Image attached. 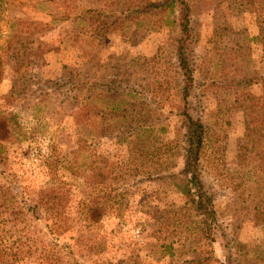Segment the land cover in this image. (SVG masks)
Segmentation results:
<instances>
[{
    "label": "rangeland",
    "instance_id": "374dc122",
    "mask_svg": "<svg viewBox=\"0 0 264 264\" xmlns=\"http://www.w3.org/2000/svg\"><path fill=\"white\" fill-rule=\"evenodd\" d=\"M166 1L0 0L3 264H264V0Z\"/></svg>",
    "mask_w": 264,
    "mask_h": 264
},
{
    "label": "trees",
    "instance_id": "16d2710c",
    "mask_svg": "<svg viewBox=\"0 0 264 264\" xmlns=\"http://www.w3.org/2000/svg\"><path fill=\"white\" fill-rule=\"evenodd\" d=\"M174 1H178V3H180L182 7V11H183V16H184L183 19L186 21V23H188L189 22L188 20L189 7L185 0H168L164 2L163 4L171 3ZM183 31H186V26L183 28ZM179 61H180V66L183 70L184 79H185L184 99L185 101H187V97L190 91L189 87L192 85L194 77L192 75V71L190 70L189 59L184 50H182V52H180L179 54ZM186 118H187L188 138H189V143H190V146L188 148L189 150L187 153L186 165L188 167V172L192 174V179L194 180V179H197V176H198L196 173L197 169L194 168L192 171L191 170L189 171V169H191L193 164H195L198 160L200 148L202 147L203 140H204L203 138L204 125L199 119L198 120L194 119L190 114H186ZM7 134H8L7 128L0 127V139L5 138ZM203 198L204 196L203 197L200 196V205L198 204L199 208H201V206L204 205L202 202ZM7 248L8 246H0V263L1 264H3L5 259H7L6 257ZM19 248H20L19 255H21L20 252L22 253L24 252V254L22 255V258L27 257L29 252H31V246L26 241H22ZM198 262H202V260H198Z\"/></svg>",
    "mask_w": 264,
    "mask_h": 264
}]
</instances>
